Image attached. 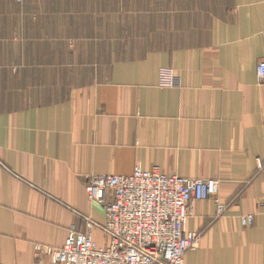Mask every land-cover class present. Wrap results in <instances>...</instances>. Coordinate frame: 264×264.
Here are the masks:
<instances>
[{
	"label": "crops",
	"instance_id": "crops-1",
	"mask_svg": "<svg viewBox=\"0 0 264 264\" xmlns=\"http://www.w3.org/2000/svg\"><path fill=\"white\" fill-rule=\"evenodd\" d=\"M261 61L264 0H0V264L103 224L90 176L154 167L221 184L185 264H264Z\"/></svg>",
	"mask_w": 264,
	"mask_h": 264
},
{
	"label": "built area",
	"instance_id": "built-area-1",
	"mask_svg": "<svg viewBox=\"0 0 264 264\" xmlns=\"http://www.w3.org/2000/svg\"><path fill=\"white\" fill-rule=\"evenodd\" d=\"M257 76L264 82V61L257 66ZM162 88H180L181 78L172 68H162ZM86 192L91 202L104 211L105 222L76 214L85 230L73 226L61 249L37 246L35 259L44 264H185V255L198 249L202 235L186 233V224L198 203L212 199L222 213L226 205L220 199L219 180L189 179L168 176L159 167L132 175H94L88 178ZM254 216L242 217L246 226ZM107 240L100 247L94 231Z\"/></svg>",
	"mask_w": 264,
	"mask_h": 264
},
{
	"label": "rangeland",
	"instance_id": "rangeland-1",
	"mask_svg": "<svg viewBox=\"0 0 264 264\" xmlns=\"http://www.w3.org/2000/svg\"><path fill=\"white\" fill-rule=\"evenodd\" d=\"M94 235H95L96 240L103 242L105 236L100 231L96 230L94 232Z\"/></svg>",
	"mask_w": 264,
	"mask_h": 264
}]
</instances>
